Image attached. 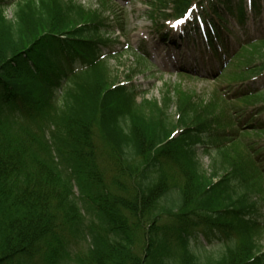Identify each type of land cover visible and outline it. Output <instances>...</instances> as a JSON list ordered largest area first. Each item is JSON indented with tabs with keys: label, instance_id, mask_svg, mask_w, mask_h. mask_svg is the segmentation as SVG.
Here are the masks:
<instances>
[{
	"label": "trees",
	"instance_id": "16d2710c",
	"mask_svg": "<svg viewBox=\"0 0 264 264\" xmlns=\"http://www.w3.org/2000/svg\"><path fill=\"white\" fill-rule=\"evenodd\" d=\"M145 1L163 39L161 22L190 11V48L221 79L207 94L138 99L96 68L113 42L103 11L0 0V264H264V153L248 138L264 134V35L235 31L259 24L264 0ZM198 235L224 248L200 258Z\"/></svg>",
	"mask_w": 264,
	"mask_h": 264
},
{
	"label": "rangeland",
	"instance_id": "374dc122",
	"mask_svg": "<svg viewBox=\"0 0 264 264\" xmlns=\"http://www.w3.org/2000/svg\"><path fill=\"white\" fill-rule=\"evenodd\" d=\"M84 5L86 9H96L103 11L105 16L113 20V29L106 33V37L111 41L107 46L101 49V60L96 63V68L104 71L106 79L112 83L123 84L127 87H133L141 96L149 99H158L167 92H184L195 94H207L213 85H218L221 79L214 81L210 71L215 66L213 61L202 60L197 57V54L190 48L191 42L187 37V32L183 30V23L177 21L166 20L162 21L165 26L173 29L171 37L163 39L158 32L154 30L153 22L148 17L145 0H110L105 7H102L100 0H75ZM247 0H245L246 2ZM12 5L5 7L4 13L7 18L12 17ZM180 21V20H178ZM120 22L122 29L117 25ZM175 25V27L173 26ZM237 35L259 37L264 35V17L259 20V24L248 22V25L239 30L235 28ZM113 39H117L115 41ZM233 44V42H231ZM141 47V49H140ZM142 54L149 59L153 65L147 64L143 69L145 72L138 69L136 61V53ZM182 62L184 68L192 74L199 76L198 79L188 78L182 74H177L174 70L175 63ZM83 66L78 65L77 69ZM172 70L171 73H165L162 70ZM191 69V70H190ZM228 71V70H227ZM256 77L255 87H264V75ZM206 77V79H205ZM261 78V79H259ZM206 80V81H205ZM253 85V86H254ZM255 99L264 104V92L257 94ZM260 104V103H259ZM249 140H255V147L264 153V134L249 133ZM251 138V139H250ZM218 161V160H217ZM209 156H202L200 165L205 175H210L218 170L217 175L223 174L224 167ZM260 162L264 169V155L260 157ZM222 168L223 170H220ZM264 200V199H262ZM264 202V201H263ZM264 216V203L262 208ZM198 245L195 240L191 239L190 246L194 248L200 258L212 255L216 256L224 248L222 245L207 246L201 236L198 235ZM259 245L264 248V233L259 237ZM86 244L80 243L78 252H85ZM62 264H73L72 262Z\"/></svg>",
	"mask_w": 264,
	"mask_h": 264
},
{
	"label": "snow or ice",
	"instance_id": "6c2138e0",
	"mask_svg": "<svg viewBox=\"0 0 264 264\" xmlns=\"http://www.w3.org/2000/svg\"><path fill=\"white\" fill-rule=\"evenodd\" d=\"M177 23H181V21H177ZM175 27V25H173Z\"/></svg>",
	"mask_w": 264,
	"mask_h": 264
}]
</instances>
